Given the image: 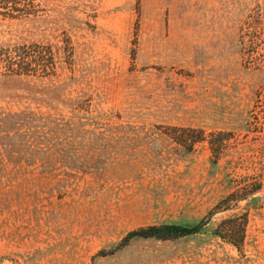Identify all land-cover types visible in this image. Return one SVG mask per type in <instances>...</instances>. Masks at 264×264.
<instances>
[{"label": "rangeland", "instance_id": "1", "mask_svg": "<svg viewBox=\"0 0 264 264\" xmlns=\"http://www.w3.org/2000/svg\"><path fill=\"white\" fill-rule=\"evenodd\" d=\"M23 109L57 121L0 139V264H264V0H0V113ZM231 192L199 234L121 244ZM242 213L240 253L212 232Z\"/></svg>", "mask_w": 264, "mask_h": 264}, {"label": "trees", "instance_id": "2", "mask_svg": "<svg viewBox=\"0 0 264 264\" xmlns=\"http://www.w3.org/2000/svg\"><path fill=\"white\" fill-rule=\"evenodd\" d=\"M8 6V5H6ZM10 6V5H9ZM10 8H14L13 6H10ZM14 57L17 61L15 62L16 68H18V72L26 73L24 71L23 65H27L29 63V59L31 58V55L27 51L23 52H14ZM38 56V55H37ZM36 56V57H37ZM38 65L42 64V60L40 58L35 59ZM45 67V66H44ZM7 68V67H6ZM22 68V69H21ZM52 68L54 69L55 66L52 65ZM48 115L41 114L40 116H36L34 112L30 110H20L15 112H4L0 113V139H25V131L22 129L27 128V131L29 130V126L32 123H35V126L41 130L40 135L36 136L37 134L33 135L35 136L34 139H49L46 133L42 130H47L48 123L55 124L57 120L51 119L47 117ZM70 123H72L73 126H75L76 129H79L83 135H86L87 133L90 135L87 139H98L97 136L94 135L93 131L91 129H84L81 125V122H68V121H61L60 124H56L58 126L57 129L54 130L55 135L54 139H74L73 137H61L67 134L73 135V131H66V129H70ZM181 130L184 132L183 135L178 136H169L170 139H176V142L179 144H183V142H188V149H191L193 144L204 141L205 140V134L203 131L199 129L194 128H181ZM52 133V132H51ZM93 133V134H91ZM76 135V134H75ZM123 137H100V139H133V138H127L124 134ZM77 136V135H76ZM210 149L213 151L219 150V143H213L209 140ZM40 148V147H39ZM2 154L7 161L11 162L13 166L28 164L31 162V157L21 159L22 157L20 154L21 148L14 149L12 144L9 145H3L2 147ZM35 150V149H34ZM43 150V149H42ZM23 162V164H22ZM216 162V161H213ZM261 182L257 181L253 183V189L250 190V193H253V195L258 192L261 189ZM236 192V191H235ZM235 192H231L228 195H226L223 199H221L212 209H210L206 215L201 217L196 223L194 224H176V223H162L158 225H148L145 227H140L138 229L129 231L127 235L122 239L121 244H127L131 239L133 238H141V239H156L160 241H166V240H173V239H179L191 235L199 234L203 231L205 226L210 222L212 216L219 212L228 210L229 202L233 200V197L235 196ZM244 198V197H235V201ZM247 222V215L246 213L242 214H233L228 217H225L220 220V222L216 225V227L213 230V234L220 238L221 240L231 244L235 249H237L240 253L242 252V245L243 240L245 237V225Z\"/></svg>", "mask_w": 264, "mask_h": 264}]
</instances>
